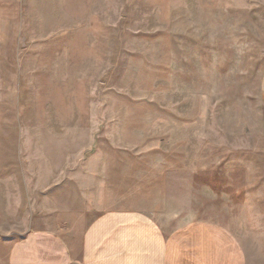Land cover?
Segmentation results:
<instances>
[{"label": "rangeland", "instance_id": "obj_1", "mask_svg": "<svg viewBox=\"0 0 264 264\" xmlns=\"http://www.w3.org/2000/svg\"><path fill=\"white\" fill-rule=\"evenodd\" d=\"M263 72L264 0H0V264L65 177L264 264Z\"/></svg>", "mask_w": 264, "mask_h": 264}, {"label": "crops", "instance_id": "obj_2", "mask_svg": "<svg viewBox=\"0 0 264 264\" xmlns=\"http://www.w3.org/2000/svg\"><path fill=\"white\" fill-rule=\"evenodd\" d=\"M260 105L264 112V72ZM87 187L67 177L48 186L6 264H246L225 227L193 221L167 232L143 211L102 209L98 181Z\"/></svg>", "mask_w": 264, "mask_h": 264}]
</instances>
